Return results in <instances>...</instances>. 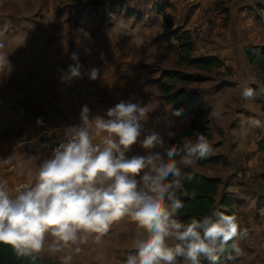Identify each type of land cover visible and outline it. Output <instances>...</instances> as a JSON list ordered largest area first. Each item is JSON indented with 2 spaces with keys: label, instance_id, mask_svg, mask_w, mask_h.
<instances>
[{
  "label": "crops",
  "instance_id": "1",
  "mask_svg": "<svg viewBox=\"0 0 264 264\" xmlns=\"http://www.w3.org/2000/svg\"><path fill=\"white\" fill-rule=\"evenodd\" d=\"M228 1L170 0L178 4L180 13L178 22L181 21V24L176 25L178 30L174 31L175 36L170 37V32L168 35L165 31L152 40H140L128 56L122 54L116 59L90 61L87 64L91 67L89 69L97 68L100 73L92 81L88 77L89 69L80 79L63 81L62 71L66 72L73 62L67 64L65 55L17 57L9 45L0 43L3 46H0V182L6 181L11 191L19 181H34L40 163L49 158L65 140L61 128L65 120L77 112L76 98L79 97L85 101L92 116H104L109 108L122 100L140 103L150 110L143 121L147 131L131 146L128 156H144L156 151L167 155V147L173 141L181 143L186 138L195 142L199 134H185L191 129L196 112L208 108L209 116L204 123L206 130L200 134L211 136L208 140L212 151L207 157L218 162L201 164L192 158L188 163L189 157L182 155V150L176 157L182 170L190 167L208 178L223 180L239 164L251 170L252 167H260L264 161V152L260 151L258 145L264 137V92L261 91L264 87L260 86L264 84V76L257 66L250 65L244 47H264V0H238L231 10H228ZM253 8L256 9L250 12ZM189 15H193L192 19L211 18L213 32L205 40H192V56L194 59L210 57L222 62V66L213 69L214 73L213 70L203 71L193 67L190 71L179 69L181 45L184 42L179 33L190 29V26L182 27L188 23ZM243 17L245 21L240 28L239 20H244ZM148 25L147 30L151 26L156 27L153 23ZM10 30L0 28V35L5 33L3 35L10 38ZM232 30L238 32V38L232 36ZM181 65L188 66L186 62ZM137 67L139 69L134 70ZM157 68L161 73L172 75L176 82L170 84H177L172 90L185 95L183 100L168 103L161 85L168 81V77L162 78L161 73V81H154L150 90L146 87L147 82H139L140 77L152 76ZM253 72L260 73V85L253 84H259L252 79ZM33 78L35 86L31 87ZM88 87H92L100 96L99 101H95L87 92ZM245 87L253 90L251 97H243ZM38 120L42 123H38ZM201 120L204 121V117ZM149 132L158 133L163 141L152 149L143 148L140 144ZM9 157L11 162L5 163ZM235 181L236 178L225 188L223 183L219 186L215 210L234 214L238 198L241 205H245L243 196L247 195L248 190L238 187L232 190ZM224 199L230 203L229 207L221 205ZM243 218H238L239 225L244 229L239 238L241 254L237 256L233 253L232 259H228V255L223 253L219 264H264L262 222ZM132 224L127 218L114 222L99 241L96 234L88 235L87 243L80 245L81 252L73 253L75 258L71 264H126L128 254L135 251V239L143 232ZM115 238H118L116 243L113 242ZM47 241L45 239L46 249L50 244ZM102 242L105 246L101 245ZM71 251V248H64L58 254L65 255ZM179 264L187 262L183 260Z\"/></svg>",
  "mask_w": 264,
  "mask_h": 264
},
{
  "label": "clouds",
  "instance_id": "2",
  "mask_svg": "<svg viewBox=\"0 0 264 264\" xmlns=\"http://www.w3.org/2000/svg\"><path fill=\"white\" fill-rule=\"evenodd\" d=\"M71 59L74 64L62 71L65 82L83 76L78 54L72 53ZM99 76L97 68L88 72L91 80ZM242 95L251 97L253 90L245 87ZM149 111L128 100L116 103L104 116H90V109L82 106L81 123L66 129V139L40 163L33 182L14 192L6 181L0 182V242L12 245L18 257L35 261L33 254L42 252L46 235H51L48 251L71 248L62 257V264H71L88 235L96 234L99 241L114 222L127 218L143 232L126 264H179L181 259L187 264H219L228 248L240 255L244 229L235 214L213 210L187 223L177 218L184 207L177 191L183 181L194 178L179 166V146L168 145L166 156L160 151L127 155L147 131L143 121ZM162 142L158 133L149 132L140 144L152 149ZM181 144L188 163L212 151L203 134L195 142L183 138ZM10 162V157L5 159Z\"/></svg>",
  "mask_w": 264,
  "mask_h": 264
},
{
  "label": "rangeland",
  "instance_id": "3",
  "mask_svg": "<svg viewBox=\"0 0 264 264\" xmlns=\"http://www.w3.org/2000/svg\"><path fill=\"white\" fill-rule=\"evenodd\" d=\"M176 1L178 2V0ZM237 1L229 0L230 6L228 10H231ZM177 6V3H171L170 0H0V28L11 29L10 38L3 35L5 33L0 35V43L9 45L8 47L11 48L14 56L17 57L26 55L43 56L47 54L52 57L65 55L67 64L72 61V53H77L82 73L86 74L88 71L86 69L91 68L87 65L90 64V61L116 59V56L121 57L122 54L128 56L130 50H133L134 45L137 47L140 40H152L165 31L168 35L170 32V37L175 36L174 31L178 30L175 27L181 24V21L178 22L180 13H178ZM255 9H250V12ZM154 11L155 13H152ZM167 11L169 12L166 13ZM192 16L189 15V21L186 20L188 23L182 26H190V29L179 34H182L183 39L193 45L194 41L192 42V40H200L193 37L195 24L204 19L210 21L211 18L199 17L192 19ZM156 19L159 20L156 21ZM229 19L231 18L229 17ZM243 19L239 20L240 28L244 24L245 17ZM148 23H153L156 27L151 26L149 31L147 30L150 26ZM212 32L213 27L210 35ZM232 36L238 38V32L232 30ZM0 46L3 47L2 45ZM72 64H74V61L70 65ZM180 65L179 69L180 67L189 71L192 69L189 64H187L188 66ZM138 69L139 67L134 70ZM160 73L161 71L157 68L153 70L152 76H147V78L140 77L138 80L140 83L147 82L146 87L150 90L151 84L160 79ZM212 73H214V70ZM256 73L260 75V73ZM161 75L162 78L167 77L165 72L161 73ZM190 78L192 79V76ZM190 81L192 82L193 79ZM31 82L30 86L34 87V78ZM253 84L257 86L261 83ZM176 85L172 84L171 86L174 87ZM260 86L264 87V84ZM247 169L249 168L242 164L235 166L234 171L227 174V178L223 179L222 185L225 188L229 182L236 178L232 190L235 191L234 187L244 188L248 190V193L243 196L245 205H241V200L238 198L235 203L236 211H234V214L238 218L260 220L264 227V181L261 177L264 172V161L260 167L259 165L258 167H252V171L255 174L254 177H238L239 170ZM129 225L131 226V224ZM132 225L137 227L135 223ZM48 236L45 239L48 240L47 243H51L53 238L51 235ZM116 240L118 241V238H115L113 242L115 241L116 243ZM101 245L105 246L103 242ZM101 245L97 244L96 246L100 247ZM44 250L48 251L46 246ZM44 250L41 252L44 257L57 260L62 264L63 254H58L59 252H44ZM100 259H95V261H100Z\"/></svg>",
  "mask_w": 264,
  "mask_h": 264
},
{
  "label": "trees",
  "instance_id": "4",
  "mask_svg": "<svg viewBox=\"0 0 264 264\" xmlns=\"http://www.w3.org/2000/svg\"><path fill=\"white\" fill-rule=\"evenodd\" d=\"M181 58L178 64H183L187 62L191 67L200 69L203 71H211L214 68H218L223 65L222 62L214 58H203V59H194L192 56L193 46L190 42L185 41L181 45ZM245 54L250 62V65L257 66L264 76V47L247 45L244 47ZM168 81L162 83L164 88V94L168 103L178 102L185 98V95L179 92H173L172 86L170 83L176 82L173 79L170 73H167ZM182 94V95H181ZM209 116V109L204 108L200 112H196L195 121L192 124L191 129L186 132V136L197 135L203 133L206 130V120ZM204 117V121L201 118ZM203 121V122H202ZM205 123V124H204ZM207 138H211L209 134L205 135ZM173 144L179 146L180 151L182 152V144L176 141L172 142ZM259 149L261 152H264V137L258 143ZM182 155L185 153L182 152ZM201 164H216L217 159L213 158H203L196 159ZM185 173H194V178L191 182L187 180L183 181V188L177 191V196L184 202V207L180 209L177 213V218L181 221L187 223L190 217L200 218L203 215L211 214L216 208L215 196L218 193L219 186L223 183L221 178H208L204 175L196 173L192 168L183 169ZM255 176V175H254ZM253 176V177H254ZM262 180H264V172L261 174ZM221 205L229 207L230 203L227 199H224ZM228 256H233V252L228 248L225 252ZM183 259L179 261L182 263ZM206 264V261L203 262Z\"/></svg>",
  "mask_w": 264,
  "mask_h": 264
},
{
  "label": "built area",
  "instance_id": "5",
  "mask_svg": "<svg viewBox=\"0 0 264 264\" xmlns=\"http://www.w3.org/2000/svg\"><path fill=\"white\" fill-rule=\"evenodd\" d=\"M195 25L196 26H195V31L193 32V37L196 39H200V40L207 39L213 27L212 22H210L208 19H204L203 21L197 22ZM252 79L255 82L262 83V80L260 79V75H258L256 72L253 74ZM86 89H87V92L92 95L95 101L100 100V96L94 91L92 87H88ZM76 104L78 107L77 112L72 114L70 117H68L63 123V126L61 128V133L65 139H66V136H65L66 129L71 126H77L81 123L80 113H81L82 106H85L86 103L82 98L79 97V98H76ZM89 115L92 116L91 113H89ZM237 175L240 178H250V177H253L255 174L251 169H247V170H239ZM27 183H30V182L28 181L17 182L12 187V190L10 192H14V189L17 186L27 184Z\"/></svg>",
  "mask_w": 264,
  "mask_h": 264
},
{
  "label": "water",
  "instance_id": "6",
  "mask_svg": "<svg viewBox=\"0 0 264 264\" xmlns=\"http://www.w3.org/2000/svg\"><path fill=\"white\" fill-rule=\"evenodd\" d=\"M36 259L29 257H18L10 244L0 242V264H61L57 260L46 258L42 253H34Z\"/></svg>",
  "mask_w": 264,
  "mask_h": 264
}]
</instances>
